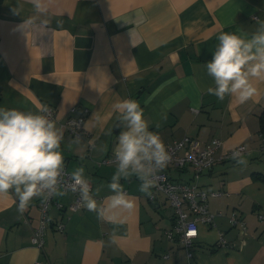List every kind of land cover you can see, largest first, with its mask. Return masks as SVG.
I'll return each mask as SVG.
<instances>
[{"label": "crops", "instance_id": "1", "mask_svg": "<svg viewBox=\"0 0 264 264\" xmlns=\"http://www.w3.org/2000/svg\"><path fill=\"white\" fill-rule=\"evenodd\" d=\"M48 7L42 17L29 0H2L0 107L33 112L54 107L67 171L84 167L93 190L100 188L99 201L112 194L107 184L116 167L101 162L113 154L124 130L112 113L117 99L138 101L166 147L184 137L201 146L219 139L216 157L244 146L247 164L223 162L199 178L205 191L224 194L209 199L214 226L199 227L190 259L177 240L165 236L174 224L165 196L156 193L150 201L133 177L121 180L135 208L119 227L116 244L109 242L113 225L84 208H67L73 200L68 193L54 197L38 249L31 237L41 199L21 216L14 194L0 195V264H264V219L258 218L264 215V182L255 178L264 175V138L258 133L264 82L245 104L231 97L219 101L206 91L213 81L203 66L220 32L255 30V19L264 20V0H48ZM25 18L49 23L24 32L19 26ZM94 113L99 123L92 120L81 143L69 149L74 136L61 124L79 116L88 122ZM167 173L179 182L192 176L190 167L169 166ZM232 212L246 223L245 232L230 223ZM61 223L63 231L56 229ZM220 237L225 245L216 247Z\"/></svg>", "mask_w": 264, "mask_h": 264}, {"label": "clouds", "instance_id": "2", "mask_svg": "<svg viewBox=\"0 0 264 264\" xmlns=\"http://www.w3.org/2000/svg\"><path fill=\"white\" fill-rule=\"evenodd\" d=\"M29 2L38 16H47L48 0ZM16 14L19 11L16 10ZM255 22L257 27L251 33L220 32L212 59L203 65L213 81L206 91L219 101L231 97L242 105L259 94L257 83L264 82V20L257 18ZM48 23L47 19H42L37 25L32 18H25L19 28L27 32ZM111 107L117 126L124 129L113 149L116 167L107 184L111 195L102 201L97 199L100 188L93 190L84 167L67 171L61 149L64 134L48 107L35 112L0 107V195L14 194L17 212L23 216L36 198L47 203L69 192L78 194L79 204L84 209L95 213L98 220L113 225L109 242L116 244L120 239L119 227L125 223L126 214H131L135 208L121 180L135 177L140 181L139 191L151 197L159 173L168 167L173 157L159 134L150 130L138 101L117 99ZM92 120L99 123L98 113L84 123L86 132L90 131ZM106 134L110 135L111 130ZM81 140L80 135H75L68 148L79 145ZM89 144L94 147V141ZM230 159L239 165L247 164L239 147L232 150ZM196 234L191 228L186 232L188 237Z\"/></svg>", "mask_w": 264, "mask_h": 264}, {"label": "built area", "instance_id": "3", "mask_svg": "<svg viewBox=\"0 0 264 264\" xmlns=\"http://www.w3.org/2000/svg\"><path fill=\"white\" fill-rule=\"evenodd\" d=\"M49 108L52 119L56 120V110L52 106H45ZM75 108L71 110L74 112ZM86 116L68 117L61 127L68 131L72 136L84 134V123ZM79 125V127H77ZM262 138V136L260 135ZM92 147V146H90ZM222 147V142L219 139H213L209 144L201 146L200 143L192 138L184 137L181 141L174 142L167 147L171 153L173 159L168 165L175 169H184L186 167L191 168L192 176L187 182H179L172 180L168 173L167 168L159 173V179L157 186L153 188V195L149 197L150 201H153L156 193L165 196L167 202L174 213V224L172 228L165 231V236L169 241L177 240L179 244L185 249L186 257L191 258V249L196 244L199 227L200 226H214V220L217 216L209 210L208 201L211 197H220L224 193L221 191L207 192L202 189L198 180L202 174L211 170L217 164L223 162H232L230 159L232 150L222 152L219 156H215V153ZM243 150V155L246 152L244 146H238ZM237 148V147H236ZM235 149V148H234ZM181 150H184L183 154H179ZM113 154L104 159L101 164L109 165L114 164ZM71 193V192H69ZM73 194V193H72ZM52 198L47 203H43L42 200L39 204V225L34 229L31 237V243L38 249H42L44 245V235L49 225V210L54 203ZM60 207V205H59ZM71 212H78L83 209L79 204V195L73 194V200L67 207ZM219 215V214H218ZM260 220L264 219V215L259 214ZM230 223L232 226H239L242 232L246 231V223L234 212L230 215ZM64 226L61 224L56 225V229L63 231ZM194 229L196 235L193 237L186 236V232L189 229ZM225 245L224 240L220 237L216 247H223ZM165 256L164 258H166Z\"/></svg>", "mask_w": 264, "mask_h": 264}, {"label": "trees", "instance_id": "4", "mask_svg": "<svg viewBox=\"0 0 264 264\" xmlns=\"http://www.w3.org/2000/svg\"><path fill=\"white\" fill-rule=\"evenodd\" d=\"M2 0H0V5ZM258 133L264 138V110H262L258 115ZM256 175V179L264 182V175Z\"/></svg>", "mask_w": 264, "mask_h": 264}]
</instances>
